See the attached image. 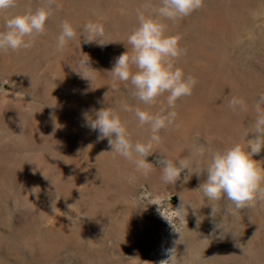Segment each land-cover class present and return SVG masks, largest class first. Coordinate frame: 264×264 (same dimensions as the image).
<instances>
[{"label":"rangeland","instance_id":"1","mask_svg":"<svg viewBox=\"0 0 264 264\" xmlns=\"http://www.w3.org/2000/svg\"><path fill=\"white\" fill-rule=\"evenodd\" d=\"M61 3L31 49L0 53V264H264V201L235 210L226 199L208 200L198 190L206 160L195 156L197 146L240 142L254 117L251 108L233 114L227 101L236 95L251 105L264 92V0H204L190 16L164 21L187 49L179 66L198 83L177 101V121L147 158L156 167L147 178L114 159L90 127L111 107L134 141L150 136L122 110L146 106L108 73L129 47L144 0ZM37 6L18 0L14 11ZM64 20L78 36L58 52ZM89 21L104 25L92 42L82 32ZM83 54L97 72L82 69ZM162 156L193 158L174 186L160 179ZM252 159L264 167V149ZM181 201L186 225L172 216Z\"/></svg>","mask_w":264,"mask_h":264},{"label":"clouds","instance_id":"2","mask_svg":"<svg viewBox=\"0 0 264 264\" xmlns=\"http://www.w3.org/2000/svg\"><path fill=\"white\" fill-rule=\"evenodd\" d=\"M203 6L204 0H158V3L144 0L137 13L138 26L127 37L129 47L108 72L114 82L125 86L133 100L146 106L124 105L122 110L132 113L140 127H148L147 140L134 141L127 122L114 108H101L96 112V119L91 121V129L99 132L97 139L107 138L111 148L108 153L114 159L119 156L131 162L145 178L156 170L147 158L153 154L154 146L162 143L161 132L177 121V101L191 96L198 83L179 66L178 61L187 54V49L181 47L179 34L169 33L164 21L186 18ZM17 7L18 0H0V15L4 17L0 53L31 49L37 38L46 32L47 22L62 8V3L61 0H38L34 10L28 8L23 13L15 12ZM82 32L87 34L86 41L92 42L103 36L104 25L89 21ZM77 36L76 27L68 20L62 21L56 51H63ZM84 56L87 59L82 60L80 66L87 70L86 74L97 72L88 66L89 57ZM160 98L164 103L153 112L151 109ZM227 108L235 115L246 114L251 108L254 117L240 142L223 150H211L207 145L196 147L195 156L206 160L201 171L206 172L207 177L198 190H202L208 200L226 199L235 210H241L264 201V167L252 159L264 149V92L259 93L251 105L244 97L233 95L227 101ZM250 133L252 138L248 139ZM192 159V156L176 159L162 156L156 162L161 181L174 186L181 174L192 166ZM34 189L39 190L38 187ZM171 211L174 218L186 225L188 213L182 201ZM169 260H162L160 264H169Z\"/></svg>","mask_w":264,"mask_h":264}]
</instances>
